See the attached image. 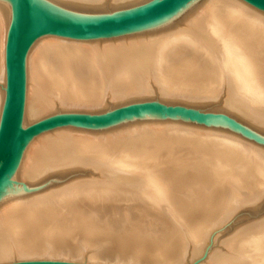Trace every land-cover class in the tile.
I'll use <instances>...</instances> for the list:
<instances>
[{
    "label": "bare ground",
    "instance_id": "6f19581e",
    "mask_svg": "<svg viewBox=\"0 0 264 264\" xmlns=\"http://www.w3.org/2000/svg\"><path fill=\"white\" fill-rule=\"evenodd\" d=\"M51 1H53L57 4L65 5V6H69V7L81 8V9H93L94 10V9L103 7L106 2H109L111 7L129 8V7H132L135 4H138V3L145 1V0H51ZM199 2H201V1H199ZM202 4H203V6H202ZM124 8H122V9H124ZM118 10H121V9H118ZM225 10L226 11L228 10L229 12H234V14H236L239 11L249 14L250 16L249 17L247 16V18L252 21V24L247 25L248 27H242L241 29H239V31H236L237 33L233 29H232V32H229V31L226 32V30L223 28L224 25L227 26L226 20H227L228 15L225 12H223ZM9 21H10V4L4 0H0V113H1L2 104H3V100H4V41H5ZM181 21L184 22L183 26H181L180 28L175 27L176 25L180 24ZM257 25H264V12L261 10H258L257 8H254L253 6L244 2L243 0H204L201 4H194L193 3L190 6H188L186 9H184L182 12H180V16L176 19L169 18V19H166L163 22L159 23L158 25H155V26L150 27L148 29L132 32V33H126V34L117 35V36H113V37L94 38V39H79V38H70V37L59 36V35H55V34H43L42 36H40V37H38L32 41L31 46H30L28 53L26 55L24 100H23L21 124H22V126L30 124V123L34 122L35 120H37V119H39V118H41V117H43L49 113H52L53 111H55V109L57 107H60L63 109L64 108H68V109H71V108L72 109L73 108L89 109V108H91L92 109L94 107L93 109H95V106L101 105L100 103L103 104V100H104L106 94L109 97H111L113 100H116V101L126 100L128 98L147 97V96L149 97L153 92L152 91L153 88L150 85L151 80H153L157 83L159 92L162 95V97H165V98H178L179 97V99H181L182 97H183V99H184V97H185V99H187L189 97L188 99L189 100L191 99V101L192 100L194 101L195 99L201 98V97L198 98L199 95L196 98V97H194L195 94L194 95H192V93L188 94V92H186L187 90H184L186 93L184 91L182 93H179L178 92L179 90L178 91L176 90L177 88L175 89L174 87H170V86L164 84V82L167 83V81H170L169 80L170 77L165 79L164 76L167 77L168 75L172 76V74H176V75L181 77L180 80L182 82H185L186 80H187V82H195L197 85L195 83H194V85L198 86V84H199V86H198L199 88L201 86L204 87L203 85H206V86L210 85L211 86V84H212V86L215 85V87L216 86L218 87L222 81L224 82V84L226 82L225 86L230 91L229 94H227V96L224 99V106L227 109V111L238 116L242 120L252 124L253 126L264 130V77L261 75L262 73L260 74L261 71L259 72L258 70H256L259 67H257L258 64L255 65V63H254L255 60L252 57L254 49H255L254 48V45H255L254 44L255 43L254 38L262 36V32H261V30L258 29ZM174 27L177 29L172 31V29H174ZM167 31H169V32H167ZM239 34L241 36H239ZM258 40H260V39L258 38ZM260 42H261L262 47H263L264 46V39L262 38L260 40ZM260 42H259V44H260ZM256 44H258V43L256 42ZM184 45H186V46L189 45V46H193L195 48H198V50H200V53H202V55H203V58H202L203 64L199 65L195 62L197 59L193 53L183 52L182 50L178 51V49H181L180 46H184ZM83 52H84V54H83ZM74 53H76V54H74ZM176 56H178L177 58H180V56H182L181 58H185L184 62L187 63L186 66L189 68H186L184 70L180 69L181 71L174 72L175 70L173 71L172 68L174 67V65H176L173 63L174 60L176 59L175 58ZM77 59H82L85 62L86 66H87L86 69L81 67V64L78 63ZM177 60H175V61H177ZM218 61H219V65H217ZM185 63H184V65H185ZM258 63H259V65L262 66V68H264V64H262L260 62H258ZM192 67H195L196 69H198V72H197L198 75L197 76L191 74L190 68H192ZM161 73L163 74V76H161L162 75ZM177 82L181 83L178 80H177ZM173 83H171L172 84L171 86H173ZM184 87H185V84H184ZM204 88H206V87H204ZM220 88H221V85H220L219 89ZM181 90H182V88H181ZM202 90H205V89L202 88ZM200 92L197 89V93L200 94ZM227 93H228V91H227ZM218 94H219V92H218ZM202 98H204V97H202ZM207 98H209V97H207ZM207 98L205 96V99H207ZM68 109H66V111ZM91 109H89V110H91ZM156 122H158V121H156ZM147 125H149V124H147ZM151 125H154V124H150V126ZM156 126H157V124H156ZM138 128H141V127H138ZM175 128H177L176 131H178V126L177 127L175 126ZM136 129L137 128H134L133 130H136ZM181 129H183V128H181ZM184 129H186V128H184ZM142 130H144V129H142ZM130 131H131V129H130ZM152 131L153 130H151L150 134L153 133ZM163 131H165V130L163 129ZM186 131H187V129H186ZM194 131H196V133L203 135L204 138L207 137L210 140L211 139H217V140L222 139L225 142L229 141V143H232L235 146L238 145V147H240V149L246 150L249 153V155L253 156L256 159V161L253 160L254 161L253 163L255 164L254 167H257L258 169L261 168V170L264 174V150L263 149L262 150L257 149L253 145L246 144V143L239 141V140H232L231 137L221 135L220 133H210V132H206V131L204 132L201 130H193V132ZM121 132L122 131H120V133ZM141 132H143V131H141ZM103 133H104V131H103ZM110 133H113V132H110ZM94 134H96V133H94V131L91 132L88 130H84L81 128H75V127H71V126H61V127L55 128L53 130H49V131L46 130L45 132L44 131L41 132L39 135L31 138L27 142L12 177L15 179H21V180H27V181L32 180V179L36 178L38 175H40V173H42L48 169H52V168L55 169L56 167H59V165L60 166L61 165L66 166V163L74 161V160H81V159L86 158V157L92 158L93 157L92 154L96 155V158L98 160H101V161L103 160L104 164H106L107 163L106 161L108 160V156L105 153L106 151L104 152V150H106V149H104V147H105L104 145L108 144V143L105 142V143H103L104 147H102V146L99 147L100 144L98 145V143L96 142L97 143L96 144L94 141V139L97 138V136L96 137L94 136L95 138L93 137ZM117 134H118V132H117ZM153 134H155V132ZM112 135L113 134H111V137H112ZM103 136L106 137L107 135L106 136L103 135ZM103 136L101 139H104ZM121 136L123 137V135H121ZM127 136H125V137L127 138ZM141 136H142V134H141ZM111 137H107V140H108V138L111 139ZM130 137H132V134ZM146 138H149V137H146ZM153 138L155 139V137H153ZM138 139H140V137ZM97 140H99V138ZM107 140H105V141H107ZM128 140H130V139H128ZM112 141H115L114 137H112ZM155 141H156V139H155ZM181 141H183V140H181ZM189 141L193 142V140H189ZM94 143L98 147V150H97V148H95L94 150H97V151L93 150V144ZM112 143L115 144L114 142H112ZM157 143H158V141H157ZM195 143H196V145H192V147L197 146V144L199 142L197 143V141H195ZM167 144H169V142ZM190 144H191V142H190ZM160 145H161V143H160ZM199 145H200V143H199ZM198 147H200V146H198ZM112 148H114V147H112ZM200 148H202V146ZM200 148H197V149H200ZM101 149H104V150L101 151ZM154 149H156V148H154ZM193 149H195V148H193ZM110 150H111V148H110ZM149 151H151V150L149 149ZM198 151L200 152L201 150H198ZM203 151H201V153H203ZM102 152H104V153H102ZM168 152L170 153V151H168ZM207 152H208V150H207ZM228 152H230L229 154L232 153V155H229ZM124 153H126V152H124ZM124 153H122V154L125 155ZM225 153H227V155L229 156L231 163L237 162L236 159L239 158L237 153H235L234 151H231V150L230 151H224L223 155ZM163 154H166V153H163ZM142 155H144V154H142ZM149 155H150V152H149ZM206 155H207V153H206ZM126 156L127 155H125V157ZM184 156H185V153H184ZM207 157H209V156L207 155ZM139 158H140V156H139ZM201 158H202V156H201ZM129 159H130V157H129ZM150 159H152V157H150ZM211 159L212 158H210V160ZM94 160H96V159H94ZM211 161H214V160H211ZM97 162L96 161L94 162L96 166H98V164H96ZM216 162H217V164H219L218 158H217V161L215 160L214 163H216ZM91 163L92 162H90V164ZM193 163H195V162H193ZM81 164L82 163H80V165ZM90 164L87 165V163H86L85 166L87 165L88 167H91ZM108 164L110 165V163H108ZM108 164H107V167H108ZM111 164L116 166V167L114 166L116 168L115 170H117V172H115L116 173L115 180L112 182L111 181L112 179L110 180V178H109V176H110V174H109L108 178L112 183H110L109 180L107 179L104 181H106V182L108 181L109 183H106L104 185H100V187H97L98 185L97 186L89 185L88 187H85L83 185L84 186L83 188H86L87 193L85 194V196L87 198L94 199V196H98V195L100 197H102V196L107 197V195H105V194L111 195V194H116V193L121 194V193L127 192V194L130 193L132 195L135 194V196H137V197L140 196V199L142 198V200L146 204L150 205L151 207H154L157 209H160V208L166 209V207H164L165 203H164L163 199L161 198V197H164L166 195L164 194L163 190L157 185V181H156L157 178L155 177V174L153 173V171L151 169L146 168V167H142L140 165L131 164V163L129 164V166H127L128 164L122 163V160H120V159H116V160L111 161ZM160 164H162V163H160ZM68 165H71V164H68ZM100 165H101V163H100ZM96 166L94 168L97 169L98 167H96ZM152 166H154V164ZM237 166L239 167L238 163H237ZM78 167H80V166H78V163H77V166L75 168H78ZM81 167H83V166H81ZM225 167H227V166H225ZM72 168H74V167H72ZM111 168H113V167L111 166ZM69 169H71V168H69ZM96 169H92V170H96ZM99 169H97V170H99ZM106 169H108V168H106ZM215 169L216 168L214 167V171H215ZM244 169L245 168L242 167L243 171L242 170H240V171L244 172L246 170V169L245 170ZM220 170L221 169H219V171ZM261 170H257V171H261ZM215 172L217 173V171H215ZM222 172H223V170H222ZM226 172H227V170L225 171V173ZM248 172H250V171H247L245 175H250V173L247 174ZM104 173H105V171H104ZM183 173H185V172H183ZM101 175H103V174L101 173ZM223 175H224V173H223ZM218 176H221V175L219 174ZM89 177L91 178V176H89ZM248 177H246V178H248ZM259 177H260V175H259ZM100 178L101 177H98V179H100ZM183 178H185V176L180 177V179H178V180L180 181ZM102 179H103V176H102ZM87 181H90V180H87ZM235 181H237V180H235ZM73 182H71V183H73ZM142 182L145 184H142ZM231 183H232V181H231ZM118 185L120 187L122 186V188L117 187ZM75 187H77V186H75ZM78 187H80V186H78ZM66 189H67V194H68V198L65 197V198H67L66 202H60L61 201L60 198L63 196V195L60 196L58 194V192H60V191H57V193H56L59 195V197H58V195L52 194L51 196L49 195L50 197L48 195H46V197H41V199H40V197H38V198H36V197L35 198H22V197L16 196L15 194L0 197V261H2V262L8 261L14 255H15V258H16V256H17V258H24V257L27 258V256H28L27 254L31 253V251H33V250H36V249H29L27 247V245H28L27 243L29 240L27 241V243L25 241L29 237L26 238L24 241L25 235L29 231H32V230H30L31 227L33 225H35V223H37L38 220H40L39 218L47 217V215L52 216L54 212L60 213L59 209L62 210L64 208V210H66L67 207L71 208L74 206L72 204H74V202L76 201V199L73 198V192L75 191V188H72V189H74V191H72V189H69V190H68V188H66ZM165 189H166L165 192L168 193L169 190H167V187ZM241 190H243V188ZM81 192H85V191L83 190ZM69 194H72V195H69ZM95 194H97V195H95ZM110 195H109V197H110ZM132 195H130V196H132ZM64 196H65V194H64ZM247 196H249V195H247ZM250 196H252V194ZM82 197H84V196L82 195ZM199 198H201V197H199ZM247 199H248V197H247ZM244 200H245V198H244ZM194 201H196V200H194ZM172 202H173V200H172ZM182 203H185V202H182ZM203 203H205V202H203ZM186 205H187V203H186ZM92 206L90 207L88 205V207H90V209L94 208ZM143 206H146V205L144 204ZM134 207H135V205H134ZM78 210H80V208ZM124 210H126V209H124ZM80 211H82V210H80ZM62 212L64 213V211H61V213ZM167 212H169V210H167ZM171 212L173 214V211H171ZM102 214L103 213H101V215ZM60 215L62 216V214H60ZM87 215H89V214H87ZM158 215L159 214H157V216ZM175 215H176V213H175ZM76 216H74V219L76 218ZM87 217L88 218L91 217V220L93 219L92 216H90V215ZM87 217H86V219H87ZM95 217H97V216H95ZM58 218L60 219V217H58ZM67 218L68 217H66V221L73 219V217L72 218L69 217L70 219H68V220H67ZM97 218H99V217H97ZM97 218H94V219H97ZM61 219H62V217H61ZM74 219H73V221H74ZM43 220H45V218ZM56 220H54V221H56ZM79 220L82 221L83 219L79 218ZM84 220H85V218H84ZM91 220H90V224L87 226V228L90 231H93L95 233L99 231V233L102 234V232L105 233V231L108 230V229H106L104 231L102 229L103 226L100 227V226H96L95 224L94 225L91 224L92 223ZM71 221L68 224L70 227L72 226ZM132 221H133V219H132ZM161 221H162V219H161ZM38 223L41 224L42 221L41 222L39 221ZM70 223H71V225H70ZM131 223H133V222H131ZM42 224H44V223H42ZM55 224L58 225L57 223H55ZM73 224H75V223L73 222ZM127 224H130V223H127ZM166 224H165V226H166ZM52 226H54V225L52 224ZM58 227L59 226H56L57 229H59ZM73 227L75 229L76 226L73 225ZM154 227H155V225H154ZM180 227H181V225H180ZM72 228H69V229H72ZM130 228H134V227L132 226ZM184 228H185V226H184ZM184 228H182V229H184ZM192 228H194V227H192ZM69 229H67V232L65 231L66 234L68 233L67 235H69V233L71 231L73 232V230H74L73 229L71 231H68ZM135 229H136V227H135ZM39 230L42 231V229H39ZM39 230L37 231L38 233H39ZM196 230L197 229H195V231ZM130 231L128 230V233ZM93 232H91V234L94 236L95 233L93 234ZM182 232H183V230H182ZM184 232H187V230L184 229ZM38 233H37V235H39ZM43 233H44V231H43ZM43 233H42V235H43ZM128 233L126 235H128ZM133 233H134V231H133ZM133 233H132V236L136 235L135 233L134 234ZM55 234H54V236H55ZM108 234H109V232H108ZM118 234H120V233H118ZM124 234L123 235L121 234V236H124ZM184 234H186V233H184ZM205 234H206V232H205ZM23 235H24V238L22 237ZM110 235H111V233H110ZM30 236H33V235L30 234ZM61 236H63V235H61ZM125 236L121 238L118 235V237L121 239H124ZM113 237L115 238V234ZM130 237H128V239ZM183 237L184 236H182V238ZM107 238L110 239V237H107ZM140 238H141V235L139 234V239ZM189 238H190V236H189ZM202 238H204V237H202ZM55 239L56 238L54 237L53 240H55ZM164 240L165 239H163V241ZM193 240L195 241V239H193ZM196 240H198V239H196ZM57 241H58V239H57ZM118 241L119 240H117V243H119ZM130 241L132 242V240H130ZM167 241H169V239H167ZM184 241L185 240H183V243H184ZM199 241L201 242V240H199ZM68 242L70 243V241H68ZM114 242H116V241H114ZM127 242L128 241H126V243ZM172 242H173V240H172ZM172 242H170V243H172ZM224 242H225L224 243L225 250L222 253L221 252L212 253L209 257L207 264H264V219L260 220L258 222H252L249 225H247L246 227L238 230L236 233L229 235L226 238V240H224ZM123 243H125V242H123ZM148 243H150V242H148ZM157 243H155V244H157ZM164 243H165V241H164ZM32 244H30V245L32 246ZM40 244H39V246L37 245L39 248V249L38 248L37 249H38V251H41V252H38V251L37 252L39 254H41V256L43 254L42 258L43 257L52 258L53 256L56 257L57 255H55V254L57 252L59 254V252H60V251H56L59 248V246H56V245L52 246L51 243H49V245L47 244V245H43V246ZM84 244H85V242H84ZM114 244H116V243H114ZM130 244H132V243H130ZM136 244H134V245H136ZM139 244L140 243H138V245ZM142 244L146 245V242L143 243V241H142ZM160 244H161V242H160ZM198 244H200V243H198ZM198 244H197V246H198ZM81 245H83V244H81ZM86 245H88V244H86ZM138 245H136V246L138 247ZM141 245H139L140 248L143 246V245L142 246ZM185 245H186V242H185ZM183 246H184V244H183ZM86 247L89 248L88 246H86ZM125 247L127 248V246H125ZM130 247H132V246L130 245ZM149 247H150V245L148 246V249H152L154 246L152 248H149ZM172 247H174V246H172ZM60 248H59V250H60ZM65 248H67V247H65ZM120 248H121V246H120ZM158 248H159V246L157 247V249ZM182 248H181V250H182ZM185 248H186V246H185ZM81 249H82V246H81ZM143 249L145 250V248H143ZM165 250L163 249L162 252L164 253ZM167 250H168V248H167ZM76 251H77V249H76ZM131 251H132V249H131ZM140 251L142 254V252H143L142 248ZM146 251H147V249H146ZM65 252H64V255L67 254ZM75 252H74V254H75ZM80 252H82V251H80ZM169 252H171V251H169ZM70 253H71V251H70ZM88 253H90V252H88ZM111 253H113V252H111ZM125 253H127V252H125ZM137 253L138 252H136V254L135 253L134 254L137 256ZM141 254L139 255L140 257H141ZM171 254H172V252H171ZM29 255L32 256L33 254H29ZM122 255L126 256L125 254H122ZM143 255L145 256V254H143ZM149 255H148V257L147 256L146 257L149 258ZM158 255H160V254H158ZM33 256H36V255H33ZM71 256H72V254H71ZM89 256L91 258L93 257L92 254H90ZM100 256L101 255H99V257ZM62 257H64V256H62ZM99 257H98V259H99ZM101 257H103V256H101ZM166 257H168V256H166ZM56 258H58V257H56ZM122 258H123V256H122ZM64 259H66V258H64ZM142 259H143V257H142ZM116 260H118V259H116ZM165 261H166V259H165ZM152 262L154 264H170V263L163 262L162 257H160V258H158ZM135 263H136V261H135ZM116 264H118V263H116ZM123 264H124V262H123ZM126 264H129V263H126Z\"/></svg>",
    "mask_w": 264,
    "mask_h": 264
},
{
    "label": "rangeland",
    "instance_id": "374dc122",
    "mask_svg": "<svg viewBox=\"0 0 264 264\" xmlns=\"http://www.w3.org/2000/svg\"><path fill=\"white\" fill-rule=\"evenodd\" d=\"M199 1H201V2H199ZM203 1L204 0H197L194 2V4H201ZM203 4H202V6H203ZM122 8H124V7H122ZM122 8L111 7L109 2H106L103 7H100V8L94 9V10L93 9H83V10H88V11H116V10L122 9ZM78 9H81V8H78ZM223 12H225L228 15L227 20H226L227 26L226 25L223 26V28L226 30V32L227 31L232 32V29L236 32V31H239V29H241L242 27H248L247 25L252 24V21L247 18V16L248 17L250 16L247 13H243V12L239 11L236 14H234V12H229L228 10L227 11L225 10ZM179 16H180V13L177 14V16L175 15L171 18L176 19ZM183 23L184 22L181 21L180 24L176 25L175 27L180 28L181 26H183ZM257 26H258V29L261 30L262 36L254 38V40H255L254 48L255 49H254L252 57L255 60V62H254L255 65H257V64L259 65L258 62L264 64V48H263L264 46L262 47V44L260 42V40L262 38L264 39V25H257ZM175 27H174V29H172V31L177 29ZM167 32H169V31H167ZM239 36H241V35L239 34ZM258 38L260 40H258ZM258 41L260 42V44ZM256 42L258 44H256ZM180 48L181 49H178V51L182 50L183 52L193 53L197 59L196 61L195 60L194 61L199 65L203 64V59H202L203 55H202V53H200V50H198V48H195V47L189 46V45L188 46H186V45L180 46ZM74 54H76V53H74ZM83 54H84V52H83ZM177 57L178 56L175 57L176 58L175 60H177V59L178 60L177 61L174 60V62H173L174 64H176L172 68L173 71L175 70L174 72H179L181 70L189 68L186 66L187 63L184 62L185 58H181L182 56H180V58H177ZM77 61H78V63L81 64V67L86 69L87 66L82 59H77ZM219 61H218L217 65H219ZM184 63H185V65H184ZM258 65H257V67H259V68L256 70H258L259 72L261 71L260 74L262 73L261 75L264 77V72H263L264 68H262L261 65H259V66ZM190 70H191V74H193L195 76L198 75V73H197L198 69H196L195 67L190 68ZM161 76H163V74ZM169 77H170V79H169L170 81H167L168 84L166 82H164V84H166L170 87H174L175 89L177 88L176 90L177 91L179 90L178 91L179 93H182L184 90H187L186 92H188V94H191V93H192V95L195 94L194 97H196V98L199 95L198 98L199 97H201V98L195 99L194 100L195 102H194L193 100L191 101V99L189 100L188 99L189 97L187 98L188 100L185 99V97H184V99H183V97L181 99H179V97L178 98L162 97V95L159 92L157 83L155 81L151 80L150 85L153 88V90H152L153 92L149 97L147 96V97L128 98L126 100L116 101V100H113L111 97H109L106 94V96L103 100V104L100 103L102 106L101 105L95 106V109H93L94 107L92 109L89 108L91 110L86 109V108H73V109L72 108L71 109L64 108L63 109V108L57 107L55 109V111H53L52 113L61 112L63 110L66 111V109H68L67 111H81V112H97V113H99L102 111L114 109L118 106L125 105V104L138 103V102H144V101L157 99V100L186 104V105L198 108V109L206 111V112L235 118V119H238V120H240V121L264 132V130L253 126L252 124L242 120L238 116L227 111V109L224 106V99L227 96V94H229L230 91L225 86L226 82H225V84L223 81L220 83V85H221L220 89H219L220 85L218 87L217 86L215 87L214 84H213L214 86H212V84H211V86L210 85H207V86L203 85L206 88H204L202 86L199 88L198 87L199 84H198V86L194 85L195 82H187V80L185 82H182L180 80L181 77L176 75V74H172V76L168 75L167 77L164 76L165 79L169 78ZM177 80L180 81L181 83L177 82ZM171 83H173V86H171L172 85ZM184 84H185V87H184ZM181 88H182V90H181ZM202 88L205 90H202ZM197 89L199 92L201 91L200 94L197 93ZM227 91H228V93H227ZM218 92H219V94H218ZM205 96H206V98L207 97H209V98L205 99ZM202 97H204V98H202ZM156 121H158V122H156ZM147 124H149V125H147ZM150 124H154V125L150 126ZM156 124H157V126H156ZM66 126L81 128V129L88 130L91 132L94 131V133H96V134H94L93 137L97 136V138L94 137L96 140L93 138L95 143L97 142L98 145L100 144L99 147L105 146L104 149H106V150L101 149V151H103V150H104V152L106 151L105 153L108 156V160L106 161L107 163L105 162L106 164H104L103 160L102 161L98 160L96 158V155L92 154V156H93L92 158L86 157V158H83L81 160H74V161L68 162V163H66V166H63V165L60 166L59 165V167H56L55 169L54 168L48 169V170L40 173V175H38L36 178H34L32 180L27 181V180L17 179L20 182L24 183L25 185L31 187L34 190L15 193L16 196H19L22 198H35V197L38 198V197H40V199H41V197H46V195L51 196L52 194H54V195L59 194L60 196H62V195L64 196V194H65L64 197L62 196L60 198V200H61L60 202H66V199L68 198L66 188H68V190L75 188V191H74V189H72V191L75 192V193L73 192V198H75L76 201L74 202V204H72L74 206L71 208L65 207L66 210H64V208L62 210L59 209L60 213L56 212L58 215L54 212L52 216L47 215V217H44L45 220H43L44 218H42V217L39 218L40 220H38L37 223H35V225H33L31 227L30 230H32V231H29L25 235V238H24V235L22 236L24 238V241L26 238L29 237L25 241L26 243L28 240L30 241V242L28 241L27 247L29 249H36V250L31 251V253H29V254H33L36 256H33V255L31 256V255L27 254L28 255L27 258L26 257L17 258V256L15 258V255H14V256H12V258L10 260H17V259H57V260L75 261V262H82V263H96V264H116V263L123 264V262H124V264H126V263H129V264H137V263L138 264H149V263L154 264L152 261H155L156 259L162 257L163 262L170 263V264H175V263L178 264L179 262H180L179 264H207L209 257L212 253H214V252H218V253L221 252L222 253L225 250L224 240H226V238L229 235L236 233L238 230L246 227L247 225H249L252 222H258V221L264 219V178H263L264 174H263L261 168L258 169L257 167H254L255 164L253 162L256 161V159L253 156L249 155V153L246 150L240 149V147H238V145L235 146L232 143H229V141L225 142L222 139H218V140L217 139H211L210 140L206 136H205L206 138H204L203 135L196 133V131H194L196 133L195 134L193 132V130H201V131H204V132L206 131V132H210V133H220L221 135L231 137L232 140H239V141H242L246 144L253 145L257 149H261V150L263 149L264 150V143H262V142H259L257 140H254L252 138H249L247 136H244L242 134H239L237 132H234L232 130H229V129L221 127V126H216V125L198 122V121H194V120H189V119L176 117V116H137V117L130 118V119H127L124 121H120L118 123H114V124L104 126V127L74 126V125H66ZM175 126L176 127L178 126V131H176L177 128H175ZM138 127H141V128H138ZM132 128L133 129L137 128V129L133 130ZM181 128H183V129H181ZM184 128H186L187 131ZM53 129H55V128H52L49 130H53ZM130 129H131V131H130ZM142 129H144V130H142ZM163 129L165 131H163ZM151 130H153L152 132L153 133L155 132V134H153V133L150 134ZM103 131H104V133H103ZM120 131H122L123 133L122 132L120 133ZM141 131H143V132H141ZM110 132H113V133H110ZM117 132H118V134H117ZM111 134H113L112 137L115 138V141L117 143L115 141H112ZM131 134H132V137H130ZM141 134H142V136H141ZM103 135H105V136L107 135V136L104 137ZM121 135H123V137ZM102 136L104 139H101ZM125 136H127V138ZM145 136L149 137V138H146ZM107 137H111V139L108 138V140H107ZM139 137H140V139H138ZM153 137H155L156 141ZM98 138H99V140H97ZM128 139H130V140H128ZM105 140H107V141H105ZM181 140H183V141H181ZM189 140H193V142L189 141ZM157 141H158V143H157ZM195 141H197V143L199 142L200 145L198 143L197 146L192 147V145H196ZM105 142L108 144H105L103 146V143H105ZM112 142H114L115 144H113ZM159 142L161 143V145ZM168 142H169V144H167ZM190 142H191V144H190ZM95 143L93 144V150L95 148H97V150H98V147L96 145L97 143L96 144ZM111 146L114 148H112ZM198 146H200V147L202 146V148H200ZM109 147L111 148V150ZM196 147L200 148V149H197ZM154 148H156V149H154ZM193 148H195V149H193ZM149 149L151 151H149ZM97 150H94V151H97ZM167 150L170 151V153ZM198 150L203 151V153H201V151L199 152ZM207 150H208V152H207ZM230 150L237 153V155L239 157L236 159L237 162L233 161L234 163H231L227 153H225L223 155L224 151H230ZM148 151L150 152V155H149ZM104 152H102V153H104ZM124 152H126V153H124ZM122 153H124L127 156L125 157V155H123ZM163 153H166V154H163ZM184 153H185V156H184ZM206 153L209 157H207ZM229 153L230 152H228V154ZM142 154H144V155H142ZM229 155H232V153ZM139 156L141 159L139 158ZM201 156H202V158H201ZM129 157H130V159H129ZM150 157H152V159H150ZM210 158H212L211 160H214V161H211ZM217 158H218L219 164H217V162L214 163L215 160L217 161ZM94 159H96V160H94ZM116 159L122 160V163L128 164L127 166H129V164L131 163V164H136V165H140L142 167H146V168L151 169L153 171V173L155 174V177L157 178V180H156L157 185L163 190L164 194L166 195V196L161 197V198L163 199V201L165 203L164 207H166V209L169 210V212H167L166 209L160 208L162 210L161 211L160 209L151 207L150 205L146 204L142 200V198L140 199V196L137 197V196H135V194H133V195L130 193L127 194V192L121 193V194H117V193L111 194L112 196L110 194H105V195H107V197L106 196L100 197L98 195V196H94V199L87 198L85 196V194L87 192H86V188H83L84 186L88 187L89 185H94V186L98 185L97 187H100V185H104V184L109 183V182L112 183L115 180V175H116L115 172H117V170H115L116 166L111 164V161L116 160ZM95 161L96 162L98 161L96 163V164H98V166L95 165V163H94ZM90 162H92L93 164L92 163L90 164ZM193 162H195V163H193ZM77 163H78V166H80V167L75 168L77 166ZM80 163H82V164L80 165ZM86 163H87V165L90 164V166L92 168L88 167L87 165L85 166ZM100 163H101V165H100ZM108 163H110V165ZM160 163H162V164H160ZM237 163H238L240 168L237 166ZM68 164H71V165H68ZM107 164H108V167H107ZM153 164H154V166H152ZM81 166H83V167H81ZM95 166L98 167L97 169L100 168L99 169L100 171L97 170L96 168H94ZM111 166L113 168H111ZM216 166L221 170L219 171V169ZM225 166H227L228 168ZM72 167H74V168H72ZM214 167L216 168L215 171H217V173L214 171ZM242 167L245 168L246 170L248 169L247 171H250V172H248L247 174L250 173V175H245L247 171L244 169L245 171L242 172L243 171ZM69 168H71V169H69ZM106 168H108V169H106ZM92 169H96L97 171L92 170ZM222 170H223V172H222ZM226 170H227V172L225 173ZM240 170H242V171H240ZM257 170H261V171H257ZM104 171H105V173H104ZM100 172L103 175H101ZM183 172H185V173H183ZM218 173L221 176H218L219 175ZM223 173H224V175H223ZM109 174H110V176H109ZM259 175H260V177H259ZM89 176H91V178ZM102 176H103V179H102ZM108 176H109L110 180L112 179L111 180L112 182L109 180ZM182 176H185V178H183L179 181L178 179H180V177H182ZM98 177H101L100 178L101 180L98 179ZM246 177H248V178H246ZM107 179L109 180V182L104 181ZM87 180H90V181H87ZM235 180H237V181H235ZM231 181H232V183H231ZM71 182H73V183H71ZM143 182H142V184H145ZM75 186H77V187L80 186V187H78L79 188L78 189ZM117 187L122 188V186L120 187L119 185ZM166 187H167V190H169L168 193L165 192ZM242 188H243V190H241ZM83 190L85 192H81ZM57 191H60V192H58V194H56ZM251 194H252V196H250ZM59 195H58V197H59ZM69 195H72V194H69ZM82 195L84 197H82ZM95 195H97V194H95ZM109 195H110V197H109ZM130 195H132V196H130ZM247 195H249L250 197ZM65 197H67V198H65ZM199 197H201L202 199ZM247 197H248V199H247ZM244 198H245V200H244ZM172 200H173V202H172ZM194 200H196V201H194ZM182 202H185V203H182ZM203 202H205V203H203ZM186 203H187V205H186ZM144 204L147 207L143 206ZM88 205L90 207L93 205L92 207H94V208L96 207V208L90 209V207H88ZM134 205L136 208L134 207ZM79 208L83 212L78 210ZM124 209H126V210H124ZM61 211H64V213L63 212L61 213ZM171 211H173V214ZM101 213H103L104 215L103 214L101 215ZM156 213L159 215L161 214L160 215L161 217L159 215L157 216ZM175 213L177 216L175 215ZM60 214H62V216ZM75 214L76 215L78 214V215L76 216ZM87 214L92 216L93 219L91 220V217L88 218L87 216H89V215H87ZM74 216H76L75 219H74ZM95 216H97L99 218H97ZM58 217H60V219ZM61 217H62V219H61ZM66 217H68L67 220L70 219L69 217H71V218L73 217L74 221H73V219H71L72 221L71 220L66 221ZM86 217H87V219H86ZM79 218L83 219V220L81 221V220H79ZM84 218H85V220H84ZM94 218H97V219H94ZM89 219L92 222L91 224H93V225L95 224L96 226H100V227L103 226L104 228L102 227V229L104 231L106 229H108V230H106L105 233L102 232V234L99 233V231L96 233L93 231H90L87 228V226L90 224ZM132 219H133V221H132ZM161 219H162V221H161ZM54 220H56V221H54ZM77 220L79 222L81 221L82 223L80 222L81 223L80 224ZM39 221L40 222L42 221V223H44V224L38 223ZM70 221L72 223L71 227L68 225ZM54 222L57 223L58 225H56ZM73 222L75 224H73ZM131 222H133V223H131ZM71 223H70V225H71ZM127 223H130V224H127ZM164 223L165 224L167 223L166 226ZM52 224L54 226H52ZM73 225L76 226L75 227L76 230L74 229ZM154 225H155V227H154ZM180 225H181V227H180ZM56 226H59L58 227L59 229H57ZM129 226L130 227L133 226L134 228H130ZM184 226H185V228H184ZM135 227H136V229H135ZM192 227H194L197 230L195 231V229ZM38 228L42 229V231L39 230ZM69 228H72V229H69ZM182 228L187 230V232H184V229H182ZM67 229H69L68 231H71L73 229L74 230H73V232L72 231L70 232L71 234L69 233V235H67L68 234V233L66 234ZM38 230H39V233L37 232ZM128 230L129 231L131 230L130 231L131 233L130 232L128 233ZM182 230H183V232H182ZM43 231H44V233H43ZM133 231L137 236L136 235L132 236ZM36 232L39 235H37ZM41 232L43 233V235ZM91 232H93V234L95 233L94 236L91 234ZM108 232H109V234H108ZM205 232H206V234H205ZM110 233H111V235H110ZM113 233L115 234V238L113 237L114 236ZM118 233H120V234H118ZM127 233H128V235H126ZM184 233H186V234H184ZM30 234L33 235L34 237L30 236ZM54 234H55V236H54ZM121 234L122 235L124 234V236L126 235L124 238L125 240L121 239L122 237H124V236H121ZM139 234L141 235L140 239H139ZM61 235H63V236H61ZM118 235L121 238H119ZM182 236H184V237L182 238ZM189 236L191 239L189 238ZM54 237L56 238L55 240H53ZM107 237H110V239ZM128 237H130L131 239L130 238L128 239ZM202 237H204V238H202ZM57 239H58V241H57ZM163 239H165L164 240L165 243H164ZM167 239H169V241H167ZM193 239H195L196 242ZM196 239H198V240H196ZM117 240H119L118 242L120 244L117 243ZM130 240H132V242ZM172 240H173V242H172ZM183 240H185L184 243H183ZM199 240H201V242ZM68 241H70V243ZM83 241L85 242V244ZM114 241H116V242H114ZM126 241H128V242L126 243ZM142 241H143V243L146 242V245L142 244ZM147 241L150 243H148ZM113 242L116 244H114ZM123 242H125V243H123ZM137 242L140 243L139 245L142 244L143 246L145 245L147 247L146 248L145 246L143 247L141 245L142 251L143 252L145 251L144 253L142 252V254H141V251H140L141 248L139 247ZM160 242H161V244H160ZM170 242H172V243H170ZM185 242H186V245H185ZM49 243H51L52 246L56 245V246H59V248L60 247L62 248V249L60 248V250H59V248L56 250V251H60L62 253L61 254L59 252V254H58V252H57L55 254V255H57L56 257H58V258H56L54 256L52 258H46V257L42 258L43 254L41 256V254L38 253V252H41V251H38L39 244L43 246V245H47V244L49 245ZM130 243H132L133 245ZM155 243H157V244H155ZM182 243L184 244V246ZM198 243H200V244H198ZM30 244H32V246L34 248ZM81 244H83V245H81ZM86 244H88V245H86ZM129 244L132 247H130ZM134 244L138 245V247ZM197 244H198V246H197ZM149 245H150L149 248H152L153 246L154 247L152 249H148ZM157 245L159 246L158 249H157V247H158ZM81 246H82V249H81ZM86 246H88L89 248H87ZM120 246H121V248H120ZM125 246H127V248ZM172 246H174V247H172ZM185 246H186V248H185ZM65 247H67V248H65ZM143 248H145V250ZM167 248H168V250H167ZM181 248H182V250H181ZM76 249H77V251H76ZM131 249L133 252L131 251ZM146 249H147V251H146ZM163 249L164 250L166 249L164 251V253L162 252ZM70 251H71V253H70ZM80 251H82V252H80ZM169 251H171L172 254ZM64 252L67 253V254H65L67 257L64 255ZM74 252H75V254H74ZM88 252H90V253H88ZM111 252H113V253H111ZM125 252H127V253H125ZM136 252H138L137 256L135 255ZM155 252L156 253L158 252V253L156 254ZM71 254H72V256H71ZM90 254H92L93 259L89 256ZM98 254L103 256V257H101V256L99 257ZM122 254H125L126 256H124ZM140 254H141V257L139 256ZM143 254H145V256ZM158 254H160V255H158ZM148 255H149V258H147ZM165 255L168 257H166ZM62 256H64V257H62ZM122 256H123V258H122ZM98 257H99V259H98ZM142 257H143V259H142ZM64 258H66V259H64ZM135 258L136 259L138 258V259L136 260ZM116 259H118V260H116ZM165 259H166V261H165ZM10 260H8V261H10ZM135 261H136V263H135ZM0 262H2V261H0Z\"/></svg>",
    "mask_w": 264,
    "mask_h": 264
},
{
    "label": "water",
    "instance_id": "95a60500",
    "mask_svg": "<svg viewBox=\"0 0 264 264\" xmlns=\"http://www.w3.org/2000/svg\"><path fill=\"white\" fill-rule=\"evenodd\" d=\"M10 21L4 41V100L0 113V197L34 190L13 178L31 138L66 125L104 127L137 116H176L221 126L264 143V132L235 118L163 100L118 106L102 112L61 111L22 126L26 55L43 34L70 38H106L148 29L169 19L197 0H145L116 11H88L51 0H4ZM264 12V0H243ZM0 264H96L57 259H17Z\"/></svg>",
    "mask_w": 264,
    "mask_h": 264
}]
</instances>
